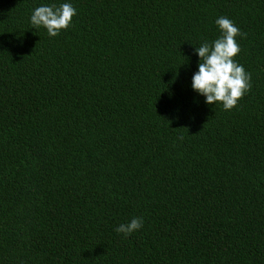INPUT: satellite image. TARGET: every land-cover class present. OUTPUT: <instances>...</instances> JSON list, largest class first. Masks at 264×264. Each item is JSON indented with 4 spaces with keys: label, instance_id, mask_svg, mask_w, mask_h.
<instances>
[{
    "label": "trees",
    "instance_id": "1",
    "mask_svg": "<svg viewBox=\"0 0 264 264\" xmlns=\"http://www.w3.org/2000/svg\"><path fill=\"white\" fill-rule=\"evenodd\" d=\"M221 16L227 111L192 88ZM0 264H264V0H0Z\"/></svg>",
    "mask_w": 264,
    "mask_h": 264
},
{
    "label": "clouds",
    "instance_id": "2",
    "mask_svg": "<svg viewBox=\"0 0 264 264\" xmlns=\"http://www.w3.org/2000/svg\"><path fill=\"white\" fill-rule=\"evenodd\" d=\"M76 15L77 11L70 3L59 7L40 6L33 11L31 23L37 29L44 27L50 37H57L70 27ZM216 24L221 36L211 44L205 42L196 47L200 63L192 78V88L206 98L208 105L220 103L227 111L236 108L239 100L251 90V75L234 59L241 51L236 37L246 34L227 17L217 18ZM142 227L143 220L137 217L129 223H121L115 230L129 236Z\"/></svg>",
    "mask_w": 264,
    "mask_h": 264
}]
</instances>
